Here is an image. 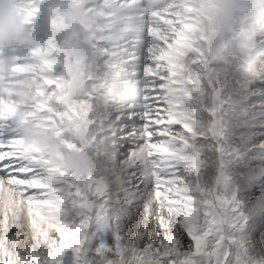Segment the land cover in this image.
Masks as SVG:
<instances>
[{
  "label": "snow or ice",
  "instance_id": "1",
  "mask_svg": "<svg viewBox=\"0 0 264 264\" xmlns=\"http://www.w3.org/2000/svg\"><path fill=\"white\" fill-rule=\"evenodd\" d=\"M46 2L52 15L42 26L44 38L18 57L23 61L18 70L30 71L40 81L34 111L18 114L10 107H0V180L12 182L21 198L39 214L49 211L55 216L56 251L48 264H264L233 243L236 235L226 233L225 205L229 200L218 199L219 187L217 195L200 188V157L189 154L192 140L203 135L198 131L202 114H215L216 100L224 87L215 71L206 74L198 55L189 52V44L196 47L191 43L196 0H170L152 13L144 38H132L144 49L140 63L145 95L139 114L145 121V144L136 158L151 161L155 180L151 199L156 201V208H145L146 224L138 230L127 235L118 232L117 246L101 244L92 253L95 258H88V232L100 216L91 222L85 217H93L91 201L103 187L93 182L79 185L73 178L49 169L38 157L21 155L17 151L21 143L17 125L20 120L38 116L47 124H67L69 132H78V117L93 99L95 91L89 90L88 84L94 78L88 79L91 70L83 74L90 63L70 67V54L80 50L90 59L107 51L101 45L110 37L105 35L103 15H94L93 0H64L59 4L28 0L26 22L34 29ZM123 6L139 7L136 0H124ZM113 85L121 99L133 91L118 77H113ZM93 123L89 120L84 131L90 133ZM122 143L125 147L119 152L127 150V141ZM181 169L197 177V182L190 184ZM231 200L232 206L236 197ZM15 223L8 212L0 214V264H27L18 249L8 247L15 237L10 235L16 230ZM137 238L141 243L135 242Z\"/></svg>",
  "mask_w": 264,
  "mask_h": 264
},
{
  "label": "bare ground",
  "instance_id": "2",
  "mask_svg": "<svg viewBox=\"0 0 264 264\" xmlns=\"http://www.w3.org/2000/svg\"><path fill=\"white\" fill-rule=\"evenodd\" d=\"M63 1L64 0H53V2L56 4L62 3ZM238 1L243 2L241 7L236 11L235 15L236 20L240 22L241 27L239 29H235L234 35L230 36L231 42L227 44L226 55L221 56L220 58L222 62L224 61V64L217 61L216 66H212V71L210 72L215 71L216 76L219 77V81H222L227 86V90L224 93L223 99L221 98L223 103L222 106L225 107L223 109L222 115L223 127L225 129L224 131H226V137L228 140L231 142L233 140L238 145H240V158L243 160L240 164L242 172L238 173L239 171L236 166L231 170L233 173L235 172V174H242L243 177H241L240 182L242 185L241 187L243 188V193L247 194L248 197H251L253 199L251 202L254 203L251 204L248 209V217L250 222V226L248 227L250 234L248 235H250V239L245 243V245H247V248L250 250V252L264 255V209L260 208L261 204L262 207H264V169L261 173L256 172L254 168L257 166L254 163H256L258 157L249 154L250 151L248 154L246 153L249 150L248 147L251 146L250 140L252 139L254 141L259 136L258 131L254 132L253 134L254 129L257 127L264 129V70H262L259 78L251 75V72H253V70L258 65L262 66L261 69L264 68V0ZM136 2L139 5L138 8H127L123 6L124 0H93L94 15H103L102 23H104L107 27V32L105 35L110 37V39L106 40L108 46L101 45L102 48L107 49L106 52H101V60L106 56L109 57L113 53L114 54L112 57L114 58L117 55L122 57L124 54L135 52L136 54H139V62L141 61L140 54L144 50L143 46L134 44L132 38L133 36H141L144 38L143 34L145 32V26L152 13L166 7L170 0H149L148 3H144V0H136ZM196 3L197 7L194 37L191 39V43H194L196 47L192 48L191 44H189V52H195L198 55V59L202 62V66L205 70V73L207 74V70H209L211 61L209 52L210 43L213 41V39L210 34H206L200 39H194L196 35L195 31L199 30L197 31V35L201 34V28L204 24H206V19L202 17V11H200V8L204 7L205 5V0H196ZM118 5L121 6L118 7ZM28 6V0H0V10H2L7 15L14 17L17 22V30L13 33L11 39L0 45V57H3L5 61H7L6 59H11V61L14 60V57H12V50H15L16 48L20 49L27 45L28 48H30L31 43H27L26 39L23 40L21 37V34L25 33V29L28 24L26 22L28 19ZM50 16V7L46 2L41 5V10L34 22V25L40 24L41 22L42 26L46 25L47 18H50ZM208 26L209 25H207L206 30H209ZM130 29H136V31H130ZM40 30H42L41 26ZM43 38L44 32L42 31L39 33V37H37L35 40L34 48L38 46L39 40ZM22 55H25V53ZM95 61L94 63H90L89 58L87 61L84 60V63H90V68L86 69L93 72L92 75L88 76V79L94 78L92 81H97L98 85L101 84L103 79H106V81L110 80V84H113V77L119 76V71L116 70V72H112L109 77V75L107 76V74L103 73L104 68L102 65ZM7 62V67H3V64L0 66V107H10L16 113L19 111V113L34 111V105L38 99L36 93L37 89L40 87V81L38 77L30 71H25L23 75L19 73V71L13 72L11 70L12 68H15V66H12L13 62H17L20 65L23 63L21 60L18 61V58L16 61L11 62V64H7ZM258 62L259 64H257ZM69 64L70 67L73 68V64L70 62ZM102 64L106 65L104 61ZM10 66L12 67L11 69L9 68ZM138 66L133 67L130 71L134 75L138 76V80L129 87H132L131 89L133 92L136 91L137 97L138 94L144 97L145 93L143 90V71L141 63H139ZM108 68L109 67H107L106 70H108ZM97 75H101L103 77L102 80H99ZM248 76L255 77L257 79L255 81H247L246 77ZM253 84L257 85V89L255 91L252 90ZM6 85H9L11 89L7 90L5 88ZM16 87H21L23 89L19 91L14 90L12 94H7V92L12 91V89H15ZM97 92L98 94L95 98V101L86 103L82 112L90 111L92 115H95L100 120L104 121L103 134H105L108 139L107 143L110 142L112 145H114L115 140L118 138L117 136L121 135L120 132H122L123 135V133L130 129L131 125L129 124H133V122L129 120L128 116L126 115V107L124 105L125 101L131 96L132 93H130L126 99H122L123 101H121V107L119 111H117V114L110 111L107 104L108 101L105 100L104 96H106L108 93H111L112 96H116L117 98L119 95L110 89H99ZM17 95L18 97L25 98V101L20 102L19 107L15 108V106L11 104V97ZM119 98L121 97L119 96ZM143 99L140 100L141 102L139 103L142 104ZM254 100L259 102L260 105L257 103V105L253 104ZM131 104L134 105V103ZM254 105L258 108V110H253ZM139 107L140 106L137 107V110H139ZM206 114L207 113L202 114L201 123L199 126L205 122L204 128L206 126L207 129V117L204 116ZM132 116L134 117V115ZM33 118L39 117H28L31 122ZM23 121L24 120H21V122ZM143 122L145 123V121ZM141 124L140 126H142ZM54 128L55 125H53L51 129H42L40 127H36L33 128L30 133L25 131L18 133V138L25 146L18 145L17 151L25 157H38L40 160L45 162L49 169L53 170L55 173L63 174V170L58 167V164H61V158L50 150V146H54L53 139L55 136L52 134V129ZM116 131V134L111 133ZM138 135L141 137V142H139L138 147L135 145L136 147L134 148H137L138 152L136 151L135 154L129 156L128 161H125L126 167L121 170L122 174H128L127 177L120 178L118 181H113L115 179L113 165L110 158L111 156H109L108 153L104 155L102 161L97 160L94 162L95 169L99 170L98 172H100L104 178L106 177L108 180L111 179L113 181L109 186L111 191H116L123 186L130 184L133 185L138 181H143V191H145V193L144 196L140 198V204L135 202L134 204L126 207L120 206L116 209L113 207L110 208V219L114 222L118 232L125 235L131 231L138 230L142 225L146 224V221L143 219L146 207L153 210L156 208V201L151 199L155 180L152 178V176H148L149 169H151V161L136 158L139 156V152L145 144V140L142 139L141 136L142 134ZM135 137H137V135ZM118 145L120 144H117L116 146L118 147ZM196 145L198 146L197 149L199 148L202 152L203 161L198 180L203 185L211 184L216 179V173L220 168L221 159L219 160V156H216L215 154L216 152L219 153L220 151L218 148H214L210 143H207L206 139ZM109 147L107 146V149ZM255 149H258L261 152L263 151L264 154V142H262L259 146H256ZM182 173L185 174L186 172H184L182 169L181 174ZM135 175H138L137 177L139 178H134ZM190 177L194 179V182L192 183L194 185L195 177L193 175ZM128 179H131V182L129 183L128 181V184L123 185L121 180ZM131 189L133 190V188ZM17 192L18 191L15 189V187H13L12 183H6L0 180V214L8 212L10 214V218L16 222V230H13L10 234L15 235V237L13 242L9 243L8 247L10 249H18L23 257H25L27 254L36 253L38 254L37 258L42 259V254L44 253L45 255L48 249L53 247L56 248V246H53L57 243L56 239L53 238L55 236L53 229L56 218L51 212L44 211L41 217H44L45 221L50 225L49 227H44L42 224L47 223L35 215L38 212H36V210L32 211L33 208H30L28 203L23 200L21 195H18ZM111 196L114 198V194H111ZM70 210L71 209L68 210L69 215H71ZM30 220H33L34 223L30 224ZM17 226L19 227L17 228ZM135 242L141 243L139 238H137ZM98 246L99 245H93L90 249L92 250L91 252L93 253V251Z\"/></svg>",
  "mask_w": 264,
  "mask_h": 264
},
{
  "label": "rangeland",
  "instance_id": "3",
  "mask_svg": "<svg viewBox=\"0 0 264 264\" xmlns=\"http://www.w3.org/2000/svg\"><path fill=\"white\" fill-rule=\"evenodd\" d=\"M242 4L243 2L238 1V0H205L204 7L200 8V11H202L201 13L202 17L206 19V24L208 23L207 25H209L208 26L209 30H206L207 25L204 24L203 27L201 28V34L197 35V31L199 30L195 31L196 35L194 39L196 38L200 39L201 37H204L206 34H210L213 39V41H211L210 43L209 52L211 56V61H210L209 70H207V74L212 73L210 72L212 71V66L214 65L216 66L217 61L222 62L220 58L221 56L226 55L227 44L231 42L230 36L234 35L235 29H239L241 27L240 22L236 20L235 15H236V11L241 7ZM48 19L49 17L47 18V21ZM40 26L42 28V22L40 24H36L35 29L31 24L28 23L25 29V33H23L21 36L24 40L26 39L27 43L29 42L31 43L30 48H28V45H27L20 49L16 48L15 50H12L13 51L12 57H14V60L12 61L11 59L10 60L6 59L8 61L7 62L5 61L3 57L2 58L0 57V60L4 61V62L2 61V63L0 61V66L3 64L4 65L3 67L5 66L7 67L6 62L7 64H11V62L16 61L20 55H22L23 53L27 54L31 49H33L35 46V40L37 39V37H39V33L42 32V30H40ZM102 45L108 46L107 41H105ZM101 55L102 53H98L94 57H91L90 63H94L95 58H96L95 62L102 65V67L104 68L103 73L107 74V76L109 75V77L112 74V72L114 71L116 72V70L119 71L118 72L119 76L117 77H119L120 83L124 85L125 88L126 87L129 88V86H132L133 83L137 82L138 76L134 75L130 71L133 67L138 66V64L140 63L139 58H138L139 54H136L135 52H130L129 54L122 55V57L117 55L114 58L112 57V55H110L109 57L106 56L102 60H101ZM84 60L87 61L88 57L83 51L74 50L70 54L69 62L73 64V68H75L78 64H81V63L85 65L89 64V63H84ZM18 61L20 60L18 59ZM103 61L106 63V65L102 64ZM119 62H122V63H119ZM257 64H259V62ZM112 65H115V66H112ZM12 66H15V68H12L11 66L9 68L10 69L12 68L11 70L13 72L19 71L18 69H19L20 64H18L17 62L16 63L13 62ZM107 67H109L108 70H106ZM261 67H262L261 65H258L253 70V72H251L252 73L251 75L259 78L262 70H264V68L261 69ZM87 69L86 68L84 69V73H83L84 75H86L88 71ZM19 73L23 75L25 71H19ZM97 78L99 80H102L103 77L101 75H97ZM257 78L248 76L246 77V80L255 81ZM86 82L87 81H85V83ZM218 82L223 83L222 81H218ZM110 83H111L110 80L106 81V79H103L100 85H98L97 81L89 82L88 89L91 90V88H94L93 90L95 91L93 94L92 102L95 101V98L98 94L97 91L99 89L100 90L102 89L113 90L114 85ZM126 84H129V85H126ZM223 84H224V87L220 91L219 97L216 100L217 111L215 112L214 115H209V114L204 115L205 117H207L206 124H208V127L210 125H213L212 130L208 131V128L206 129V126L204 128L205 122L201 126H198V131L203 133V135L196 137L192 140V143L194 146H193V149L189 152V154H193L192 152L197 154L200 157V165H202L203 164L202 163L203 162L202 152L200 151L199 148L197 149L198 146L196 144L203 142L206 139L207 143H210L214 148L219 149L220 152L215 153L216 156H219V160L221 159L219 171L216 173V179L211 184H208V185L207 184L203 185L200 183L201 184L200 188L202 190H207L214 195H217V188L219 187L218 199L219 197H223L229 200V204L225 205V208L227 209V212H226L227 223L224 225V229L226 233H230L232 235L237 236V241H234L233 243H237L238 247L242 249L245 254L258 259L261 262H264V255L250 252V250L247 248V245H245V243L248 242L250 239V235H248L250 234L248 231V227L250 226L249 217H248V209H249V206L254 203L251 202L253 200L251 197H248L247 194L243 193V188L241 187L242 185L240 182L241 177H243L242 174H235V172L233 173V171L231 170L232 168L236 166L239 171L238 173L242 172L240 168V164L242 163L243 160L240 158V153H241L240 148H239L240 145H238L233 140L232 142L229 141L228 138L226 137V131H224L225 129L223 127L222 115H223V109L225 107L222 106L223 103L221 100L223 99L224 93L227 90V86L225 83ZM252 87H253L252 90L254 91L257 89L256 84H253ZM5 88L7 90L11 89L9 85H6ZM22 89L23 88L21 87H16L15 89L13 88L12 91L7 92V94L9 95L10 93L12 94L14 90L19 91ZM131 93H132L131 96L128 97L124 105L126 107L125 108L126 115L128 116L129 120L133 122V124L132 123L129 124L131 125L130 129L127 132L123 133V135H122V132H120L121 135H118V136L115 135L118 138L115 140L114 145H112L110 142L107 143L108 139L106 135L103 134L104 121L100 120L95 115H92L90 111L89 112L81 111L78 117V120H79V124L77 125V128L79 130L78 132H69L67 124L61 125L59 123L55 125L54 129H52L53 130L52 134H54L55 137L53 139L54 146H50V150L53 151L55 154H57L61 158V164H58V167L63 170V175L73 178L79 185L88 186L90 182H93L97 186L103 187V191L101 192V194L99 196L94 197L93 200L91 201L93 217L92 216L85 217V219L91 222L92 219L95 218V216H100V219L91 225V228L89 229V232H88V244L85 246V252L89 259L95 258L92 255V252H91L92 250H90L93 245L104 244V245H108L109 247H115L118 245V241H117L118 230L116 229L114 222L110 219L111 218L110 213H109L110 208L113 207L114 209H116L120 206H124V207L129 206L131 204H134L135 202L139 203L140 198L143 197L145 193V191H143L144 190L143 181H140V182L138 181L137 183H134L133 185L130 184L127 186H123L120 189H117L116 191H111L109 188V186L111 185L113 181L115 180L118 181L120 178H125L128 176V174H122L121 170L126 167L125 163L128 161L129 156H132L133 154H135L136 151L138 152L137 148L136 149L134 148L136 147L135 145H137L138 147L139 142H141V139H140L141 137L138 134H142V131L144 128L143 124L145 123L143 122L144 119L142 118L140 119L141 115L139 114V110H137V107L141 105V103L139 102H141L140 100H142L144 97H142L140 94H138V97H137L136 91L134 92L132 91ZM104 98L105 100L108 101L107 104L109 106L110 111L112 113H117V111H119L121 107V101L123 100L119 98V96H117V98L116 96H112L111 93L106 94ZM11 100H12L11 104H13L15 108H18L19 103L22 101L24 102L25 98L18 97L17 95V96H12ZM131 103H134L135 106ZM256 103L260 105L259 102H256L254 100L253 104H256ZM253 110L256 111L258 110V108L255 107L254 105ZM131 111H132V114H131ZM129 113L131 116L129 115ZM132 115H134V117ZM23 120H24L23 122H21L20 120L17 125V134L23 131L30 133L32 129L36 127H40L42 129H46V128L51 129L53 127V125L47 124L45 121L41 120L40 118H33L32 122L28 118L23 119ZM89 120H93L94 123L91 126V132L87 133L86 131H84V129L86 125L88 124ZM140 124L142 126H140ZM256 131H258L259 136L254 141L252 139L250 140L251 146L248 147L249 150L246 153L248 154L250 151L249 154L258 157L256 163H254L256 164L257 167L254 169L256 172L261 173L262 170L264 169V154H263V151L261 152L258 149H255V147L259 146L262 142H264V129L257 127L256 129H254L253 134ZM111 133L116 134L117 131L111 132ZM136 135L137 137H135ZM225 137L227 138V140ZM123 141H127V150L125 152H119V149L125 147V144L122 143ZM194 141H195V144H194ZM69 144H72L73 146L69 147L68 146ZM115 144L116 145L120 144V145H118L117 147ZM19 145L25 146L22 142ZM107 146L108 147L110 146V147L107 149ZM113 149H116V151H113ZM107 153L109 156H111L110 158L112 160L113 172H114V177H115L113 181L111 179L108 180L106 177L104 178V176H102L101 173L98 172L99 170L95 169V165H94L95 161L97 160L102 161V159L104 158V155ZM117 157H119V159H117ZM151 173H152V170L149 169L148 176H152ZM187 174L188 173H185V174L182 173V175L187 180H189L190 184H192L194 182V179L190 177L191 175L189 174L187 175ZM137 176L138 175H135L134 178L136 179L139 178ZM2 181L6 183H12L10 181H5V180H2ZM128 181L130 183L131 179L121 180L123 185L128 184ZM196 182H197V177H195V183ZM131 188H133V190ZM173 190L176 191V189L174 188ZM17 193L18 195H21L19 191ZM111 194H114V198H112ZM234 196L236 197V200H235L234 205L231 206V203H232L231 198ZM249 196H252V195H249ZM260 208L264 209V207H262V204ZM32 211H35V210L33 209ZM70 211L72 214V209ZM35 215L41 218L45 223H47L44 217H41V214L36 213ZM42 225H44V227L50 226L48 223L42 224ZM18 227L19 226H17V228ZM241 240L243 241V243H239V241ZM61 242H62V239H61ZM56 244L53 246H56ZM55 251H56L55 247L48 249L45 255L44 253L42 254V257H43L42 259L37 258L38 254L36 253L27 254L24 257V259L27 261V264H48L51 253Z\"/></svg>",
  "mask_w": 264,
  "mask_h": 264
},
{
  "label": "clouds",
  "instance_id": "4",
  "mask_svg": "<svg viewBox=\"0 0 264 264\" xmlns=\"http://www.w3.org/2000/svg\"><path fill=\"white\" fill-rule=\"evenodd\" d=\"M17 30V22L11 15L0 10V45L9 41Z\"/></svg>",
  "mask_w": 264,
  "mask_h": 264
}]
</instances>
